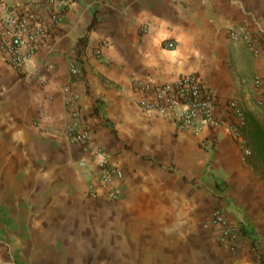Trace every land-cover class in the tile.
Returning <instances> with one entry per match:
<instances>
[{
    "label": "crops",
    "instance_id": "0c3cea01",
    "mask_svg": "<svg viewBox=\"0 0 264 264\" xmlns=\"http://www.w3.org/2000/svg\"><path fill=\"white\" fill-rule=\"evenodd\" d=\"M245 21L259 54L228 37ZM189 72L217 93L216 114L229 100L244 108L240 138L221 127L210 146L138 105L132 78ZM262 99L264 0H73L25 72L0 54V264H264ZM74 123L91 127L88 149L70 140ZM97 148L126 172L117 200L85 194L80 161ZM216 206L243 223L236 250Z\"/></svg>",
    "mask_w": 264,
    "mask_h": 264
},
{
    "label": "built area",
    "instance_id": "2783aa9c",
    "mask_svg": "<svg viewBox=\"0 0 264 264\" xmlns=\"http://www.w3.org/2000/svg\"><path fill=\"white\" fill-rule=\"evenodd\" d=\"M73 0H17L11 3L0 0V54L19 73L25 72L27 63L40 50L42 43L51 29L65 16ZM228 37L243 41L255 54L260 53V38L254 31L251 21L227 27ZM104 43L92 48L89 53L102 58ZM167 48L175 47L168 41ZM72 75L81 74V66L75 58L70 66ZM136 101L142 110L150 116H160L176 123L179 127L192 129L210 146L217 142V130L228 127L230 132L240 138L241 130L246 123L244 108L235 100H229L223 115L216 114L221 102L217 93L209 87L197 72L180 75L171 82L158 83L138 77L131 79ZM257 88L262 81L256 77ZM68 104L73 105L79 95L70 84L63 87ZM264 105V99L260 101ZM79 113L78 110L74 111ZM91 127L74 123L69 127V138L72 143L83 146L91 139ZM241 140L245 143V140ZM91 158L81 160L85 168V194L93 200L114 201L120 198L121 183L126 179L123 167L111 161L108 153L102 149L89 150ZM246 153L251 154L247 149ZM215 222L221 225V243L236 250L239 238L243 233L242 222H231L225 217L221 206H216L213 213Z\"/></svg>",
    "mask_w": 264,
    "mask_h": 264
},
{
    "label": "trees",
    "instance_id": "16d2710c",
    "mask_svg": "<svg viewBox=\"0 0 264 264\" xmlns=\"http://www.w3.org/2000/svg\"><path fill=\"white\" fill-rule=\"evenodd\" d=\"M85 43V37H83V39H81L80 44H84Z\"/></svg>",
    "mask_w": 264,
    "mask_h": 264
}]
</instances>
